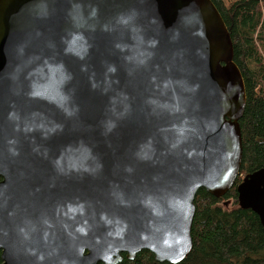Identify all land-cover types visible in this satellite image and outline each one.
Returning <instances> with one entry per match:
<instances>
[{
    "label": "water",
    "instance_id": "obj_1",
    "mask_svg": "<svg viewBox=\"0 0 264 264\" xmlns=\"http://www.w3.org/2000/svg\"><path fill=\"white\" fill-rule=\"evenodd\" d=\"M212 0H0V264H177L242 163ZM264 227V167L236 185Z\"/></svg>",
    "mask_w": 264,
    "mask_h": 264
},
{
    "label": "trees",
    "instance_id": "obj_2",
    "mask_svg": "<svg viewBox=\"0 0 264 264\" xmlns=\"http://www.w3.org/2000/svg\"><path fill=\"white\" fill-rule=\"evenodd\" d=\"M212 2L229 30L233 61L245 86L246 103L239 119L242 163L235 184L222 196L204 188L197 191L193 247L177 264H264V227L253 211L239 207L236 192L243 176L264 167V0H235L229 6L223 0ZM230 199L235 204L226 208ZM117 264L172 263L159 262L142 250L132 260L124 255Z\"/></svg>",
    "mask_w": 264,
    "mask_h": 264
},
{
    "label": "rangeland",
    "instance_id": "obj_3",
    "mask_svg": "<svg viewBox=\"0 0 264 264\" xmlns=\"http://www.w3.org/2000/svg\"><path fill=\"white\" fill-rule=\"evenodd\" d=\"M235 0H223V2L225 3L226 6H229L230 4H232ZM233 200H229L227 202H225L226 204V208H231L232 206H234L235 203H233ZM238 203V202H237Z\"/></svg>",
    "mask_w": 264,
    "mask_h": 264
}]
</instances>
